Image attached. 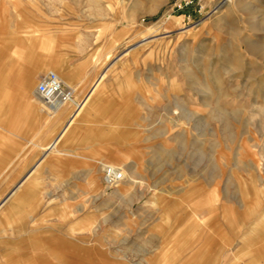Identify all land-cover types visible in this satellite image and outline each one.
<instances>
[{
    "label": "rangeland",
    "instance_id": "obj_1",
    "mask_svg": "<svg viewBox=\"0 0 264 264\" xmlns=\"http://www.w3.org/2000/svg\"><path fill=\"white\" fill-rule=\"evenodd\" d=\"M220 1L0 0V264H264V0Z\"/></svg>",
    "mask_w": 264,
    "mask_h": 264
},
{
    "label": "crops",
    "instance_id": "obj_2",
    "mask_svg": "<svg viewBox=\"0 0 264 264\" xmlns=\"http://www.w3.org/2000/svg\"><path fill=\"white\" fill-rule=\"evenodd\" d=\"M40 69H42V67ZM53 70H55V71L57 70V73L59 74L60 77H62V80H64V82H66L67 84H70V85H74L73 81L70 78H68L67 76H65L63 73L59 72V69L58 68H54ZM103 77H104L103 74L99 75V77H98L99 79L97 78L98 82L96 80V82L94 83V85H96V87L100 84V82L102 81ZM35 83H36V81H35L34 77L32 76L30 78H23V79H21L20 81H18L17 85H18L19 89L22 90L23 92H25V93H32L33 92V87H34ZM96 87H94V88H96ZM40 101L41 102H44L41 97H40ZM84 104H85V102H84ZM84 104H83V106H84ZM68 106H64V107L62 106L59 109V111L57 110L58 112L56 111L57 112V117L54 120V125H56V124L59 123V121H60L61 117L63 116V114L67 112V109L69 108ZM80 110L79 111H76V112H73L72 117L67 121L66 125H64L63 128L61 129L62 131L59 130L57 132L58 134L56 133L57 135L55 134L56 136L54 135L55 137L50 142H48L47 144L41 146V149L42 150H47V153H45L44 155L41 156V158H40L39 162L37 163V165H35L32 169H30L29 171H27L25 174H23V175L16 174L15 176H13V178H20V179H22V178H24V177L27 176V180H26V183H27V181L30 179V177L36 172V170L40 166V164L45 160V158L47 157V155H49V153L55 151V150L49 151L48 150L49 145L53 142L54 139H57V138H59V140L61 139L62 136H60V135H63L67 131V129L69 128L70 124L75 120V118L81 112ZM66 127H67L66 131L63 132V130ZM15 193H17V192H15ZM15 193H13V194H15ZM26 193H27L26 194V202H28V201H31V198L34 196V194L36 193V191L33 190V189L28 188V190L26 191ZM26 202H25V204L27 205L28 203H26ZM20 205H21V202H20Z\"/></svg>",
    "mask_w": 264,
    "mask_h": 264
},
{
    "label": "built area",
    "instance_id": "obj_3",
    "mask_svg": "<svg viewBox=\"0 0 264 264\" xmlns=\"http://www.w3.org/2000/svg\"><path fill=\"white\" fill-rule=\"evenodd\" d=\"M36 91L47 105H52L56 100L67 102L72 98L71 89L64 86L59 74L53 70H49L41 76ZM78 104L79 102L75 108Z\"/></svg>",
    "mask_w": 264,
    "mask_h": 264
},
{
    "label": "bare ground",
    "instance_id": "obj_4",
    "mask_svg": "<svg viewBox=\"0 0 264 264\" xmlns=\"http://www.w3.org/2000/svg\"><path fill=\"white\" fill-rule=\"evenodd\" d=\"M230 0H222V1H220L218 4H217V8H220V7H222V6H224L227 2H229ZM216 8V9H217ZM258 13V12H257ZM259 18V16L257 15V19ZM261 19H264V16H263V18H261ZM108 56V55H107ZM95 57V56H94ZM98 58V57H97ZM95 61H97L96 60V58L94 59ZM54 71V70H53ZM99 79V78H98ZM61 81H62V79H61ZM63 82V81H62ZM97 82H98V80H97ZM63 84H64V82H63ZM65 85V84H64ZM94 85V84H93ZM66 87H68V88H71V87H69V86H67L66 85ZM94 87H96V85H94L93 86V88ZM93 88H91V91L93 90ZM90 91V92H91ZM40 96V95H39ZM86 99V98H85ZM44 101V100H43ZM45 102V101H44ZM84 102H86L85 100L83 101H81V102H79V104H78V106L76 107V109H77V111H79L82 107H83V104H84ZM64 103H67V102H65V101H61V100H56L52 105H49V109L51 110V111H57V110H59L60 108H61V106L64 104ZM58 141H59V138H57V139H55L50 145H49V147H48V149H49V151H53V150H55V148H56V145H57V143H58ZM110 167V168H109ZM108 173H109V179L110 180H113V178H111V176H113V177H115V178H119L118 177V173H120L119 172V170H116V169H122V167H119V166H108ZM116 170V171H115ZM123 170V169H122ZM124 171V170H123ZM122 174H123V172H121ZM124 173H125V171H124ZM126 176V175H125ZM25 182V180H24V178H22L21 180H20V186L23 184ZM16 210V209H15ZM15 224H16V222H15Z\"/></svg>",
    "mask_w": 264,
    "mask_h": 264
}]
</instances>
